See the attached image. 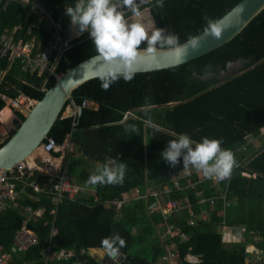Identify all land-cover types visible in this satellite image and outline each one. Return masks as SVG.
I'll use <instances>...</instances> for the list:
<instances>
[{
  "label": "trees",
  "instance_id": "obj_1",
  "mask_svg": "<svg viewBox=\"0 0 264 264\" xmlns=\"http://www.w3.org/2000/svg\"><path fill=\"white\" fill-rule=\"evenodd\" d=\"M39 1L54 12L56 20L66 15V7L75 3V0ZM240 1L163 0V7L158 8L156 0H152L150 4L141 5V10L151 9L157 27L178 34L182 44L190 35L204 32L206 17L221 18ZM35 22L36 15L28 6L17 1L0 4L1 32L13 33L21 26L15 39L26 42L34 39L37 49L34 52H37L48 44L52 32L43 25L34 26ZM70 25L69 17L64 22L66 31ZM95 55V46L87 32L72 41L70 49L57 61L56 72L65 74ZM238 61L242 65L236 74L220 78L230 63ZM1 72H5V76L0 81V113L6 108L2 95L14 100L19 97L40 100L56 82L52 76L25 73L20 60L12 62L9 56L3 57L0 53ZM100 85L98 78L87 81L74 89L66 102V105L71 101L82 104L91 100L99 105L98 109L86 108L77 125H74L73 117L63 118L61 114L49 134L60 145L69 138L71 145L79 150L80 155L64 158L68 166L62 170L73 174L81 167L76 178L79 185L84 183L80 185L82 190L76 200L66 198L57 209L58 235L53 239L51 251L76 253L59 264L85 261L103 264L92 250L104 249L102 239L114 233L126 242L120 250L123 257L120 264H160L159 259L167 255L163 235L169 224L188 237V241H177L179 264H190L184 258L188 253L200 256L198 264H264V10L230 43L191 62L138 72L130 82L121 78L107 91ZM146 100L152 106L153 121L162 129L155 135L153 129L146 128L143 123L146 117L141 106ZM129 113L131 116L127 117ZM15 115L18 126L25 117L19 111H15ZM129 124L137 125L139 135L126 130ZM13 132L14 129L3 143ZM180 133L188 134L196 142L204 137L222 139V147L232 150L239 164L228 183L207 179L194 187H185L188 178L195 181L200 175L186 174L182 158L173 168L161 156L169 140ZM250 137L256 147L246 145ZM54 156H61V152H55ZM113 159L127 164L124 182L86 186L96 167L111 164ZM243 172L251 177L242 176ZM174 173H179L183 189L174 185ZM30 178L51 176L36 170ZM166 183H171L174 191L163 197L164 207L168 202L176 201L183 208L180 216L173 215L168 221L162 213L149 210L152 199L128 202L120 214L108 205L135 187L144 193L148 187L162 188ZM22 186V183L18 184L19 189ZM46 188L44 194L25 188L21 195L22 204L43 208L45 214L29 224L39 236L40 244L17 256V264H43L54 218L50 214L54 208L50 181ZM225 189L229 207H224L221 198ZM211 198L215 200L213 205L209 202ZM24 220V215L16 210L0 214V246L4 251L12 252L15 235ZM223 223L244 228L242 240L230 242L227 247L219 230ZM83 250L89 255L82 256Z\"/></svg>",
  "mask_w": 264,
  "mask_h": 264
},
{
  "label": "built area",
  "instance_id": "obj_2",
  "mask_svg": "<svg viewBox=\"0 0 264 264\" xmlns=\"http://www.w3.org/2000/svg\"><path fill=\"white\" fill-rule=\"evenodd\" d=\"M12 1H17L25 6H28L30 10L37 16L34 26L43 25L48 32H52V37L46 46H44L41 50L34 52V40L29 42H25L24 39L16 40L14 34L9 32L3 33L0 29L1 55L3 57L9 56L12 62L20 60L22 70L25 73L48 75L50 77H54L57 80L62 76V74L56 72V61H58L61 56L70 49L71 43L74 39L83 37L87 32L83 33L82 35H77L75 29H73L71 25L68 31H66L63 21L55 20L53 11L47 9L39 0H0V4H4L6 2L11 3ZM64 16L66 20H69L67 15ZM18 30H21V26L16 29V31ZM20 98L21 97L14 100L2 95V99L6 104V108H9L10 111H13L14 113L15 111H19L24 115V110H29L32 107V104L25 105V102H21ZM92 103L93 102L91 100H85L82 104H76L73 101L69 103L72 114L70 116L74 118V125H77V121L83 116L84 110L88 107H91ZM24 105L27 107V109L23 108ZM251 143V141L247 142L246 145ZM69 147H71L72 150L69 138L64 142V144L60 145L54 138L48 136L42 144V150L44 154L51 158L49 160L52 163L59 160L57 165H61V163L64 161V158L62 155L60 156V159H57V157L54 156V153ZM36 170L43 172V169L39 166L35 159L33 163L25 161L24 163L17 165L13 172H5L0 170V214L8 210H16L25 217L22 228L15 235L14 248L12 252L4 251L3 246H0V264H17L15 260L17 256L28 253L30 250L40 244L39 236L29 227V224L33 221V219L42 218L45 214V210L43 208H34L30 205H24L20 201L22 200L21 195L25 188H29L31 191H33V193L37 194L46 193L47 181H50L53 189L51 202L54 205V208L50 214L54 216V218L51 223L48 247L43 254L42 263L59 264L61 262L68 261L69 259L73 258L74 255H76V253L71 250H62L59 253L53 252L51 251V245L53 239L58 235V228L55 225V216L57 214L59 205H61L63 200L66 198L71 201L76 200L77 196L81 193L82 187L72 183L68 178L67 173L62 170V168L59 170V172H46L51 176V178L31 179L30 177ZM193 170L191 174H197L200 175V177L195 181H193L191 178H188L185 187H194L198 183L207 180V178H204L201 176V174ZM242 176L251 177V175L246 172H243ZM252 176L255 177V175ZM229 180L230 179L216 181L218 183H228ZM172 181L177 189L184 188L180 184L179 173H174L172 175ZM19 183L23 184L21 189L18 188ZM226 189L221 198L224 200V207H229L226 199ZM173 191L174 188L172 187L171 183H166L162 188L148 187L145 189L144 193L139 187H135L126 191V193H124L121 198L114 200L108 205L112 207L118 214H120L128 202L152 199L151 203L149 204V210L152 213H162L165 217V220L168 221L173 215L180 216L183 212V208L180 207L179 203L176 201L168 202L166 207L163 205V197L173 193ZM66 194H68V196H66ZM209 202L211 205L215 204V200L212 198L209 200ZM205 218H207V216H205ZM190 223L195 225L194 221H191ZM222 228L228 229V232L225 230L221 231L225 241L227 240L228 242L234 243L240 242L242 240V238H239L238 236L242 231H244V228L238 229L229 225L227 226L225 223L221 225V229ZM163 239L167 247V255L160 258L159 263L179 264V258L177 256L178 242L182 243L184 241H188V237L183 234L180 229H177L169 224L165 230ZM98 250L93 249L92 253L97 257V253L103 252L104 254L102 257L98 256V258L102 260L103 264H120V258L122 257L121 255H119L118 258L113 261L107 256L105 250ZM87 254L89 255V252L86 250L81 252L82 256ZM184 258L190 264H198L201 261L200 256L192 253L186 254ZM72 264H88V262L85 261Z\"/></svg>",
  "mask_w": 264,
  "mask_h": 264
},
{
  "label": "clouds",
  "instance_id": "obj_3",
  "mask_svg": "<svg viewBox=\"0 0 264 264\" xmlns=\"http://www.w3.org/2000/svg\"><path fill=\"white\" fill-rule=\"evenodd\" d=\"M151 0H75V3L65 8V14L70 17V24L77 35L88 32L95 46L97 55L91 57L83 66L91 68L92 76L101 82V88L107 91L110 86L120 80L130 82L134 79L143 63L145 53H153L158 49H168L177 56L188 46L193 49L200 46V37L190 35L186 44L180 43L179 35L168 32L163 27H152L144 23L141 5L150 4ZM155 6L163 7V0H156ZM130 13V15L128 14ZM205 33L220 38L225 27L220 18H207ZM146 43V47L142 44ZM146 119V128L153 129V134L162 131L150 113L152 106L146 100L141 106ZM126 130L139 135L135 124L126 125ZM162 159L171 167H176L182 158L183 170L191 174L194 169L204 178L223 181L230 179L238 162L235 153L222 147V139L204 137L194 141L188 134H176L169 140L162 151ZM127 164L113 159L111 164L98 165L89 176L87 185H117L124 182ZM101 245L107 256L115 261L120 250L126 246L125 240L118 234L104 237Z\"/></svg>",
  "mask_w": 264,
  "mask_h": 264
},
{
  "label": "water",
  "instance_id": "obj_4",
  "mask_svg": "<svg viewBox=\"0 0 264 264\" xmlns=\"http://www.w3.org/2000/svg\"><path fill=\"white\" fill-rule=\"evenodd\" d=\"M263 10L264 0H241L220 18L225 25L220 38H215L205 31L198 34L200 46L195 49L188 46L186 51L180 54L179 63H177L176 54L168 49L145 53L144 61L139 66L138 72H152L177 67L208 54L234 40ZM148 11L154 27H157L151 9ZM89 60L90 58L68 69L56 80L54 85L46 90L40 100H35L32 107L24 112L25 120L14 128L10 138L0 146L1 171L13 172L17 165L29 161L28 158L42 146L61 114L65 118L63 113L67 107L66 102L72 97L73 90L85 82L95 79L92 76L91 68L82 67ZM241 65V61L230 63L228 76L236 74L233 69ZM93 105L94 109L99 108L97 103ZM130 116L129 113L127 117ZM86 153L88 154V152ZM122 259L123 257L120 258V261Z\"/></svg>",
  "mask_w": 264,
  "mask_h": 264
},
{
  "label": "rangeland",
  "instance_id": "obj_5",
  "mask_svg": "<svg viewBox=\"0 0 264 264\" xmlns=\"http://www.w3.org/2000/svg\"><path fill=\"white\" fill-rule=\"evenodd\" d=\"M148 13V9L146 8V9H144V11H143V15L145 14V13ZM144 18H149V16L147 15H145V17ZM144 23H145V21H144ZM148 24V23H147ZM150 25V24H149ZM151 26L152 27H154V25H153V22H151ZM241 68V66H239L238 68H236V69H233V71H234V73H237L238 71H239V69ZM22 99H23V97L22 98H20V100L22 101ZM26 99V98H25ZM26 102H25V105H28V104H31L30 102V100L29 99H26L25 100ZM35 102H33V104H34ZM32 104V105H33ZM25 105H24V107L23 108H25V109H27V107H25ZM70 110V105L68 104L67 105V107H66V109H65V111H64V115H66L67 114V112ZM25 112H27V110H24ZM69 112H71V111H69ZM67 116V115H66ZM14 120H16V116H15V114L14 113H12V118H10V120L8 121V122H6V123H3V122H1L0 121V143H3L4 142V140L6 139V137L9 135V133L16 127V123H15V121ZM6 130V131H5ZM5 132H7V133H5ZM263 137H264V134L262 135ZM72 146V150H71V147H69V148H67V149H63L62 150V154H63V158H65L66 156H70L71 154H73V155H80V152H79V150H77L76 149V147H74L73 145H71ZM43 156H46L45 154H43V153H40V154H36V157L34 158L35 159V161L39 164V166L43 169V173H46V172H48L49 170H47V169H49L48 168V166H49V162H47V161H45L44 160V158H43ZM57 167V169L55 170L56 172H59V170L61 169V168H63L64 169V167L66 168L67 166H68V163L66 164V163H64V161H63V163H61V165H56ZM82 168L81 167H78L77 168V171H78V173H79V171L81 170ZM76 171V172H77ZM193 171H195V170H193ZM76 172H74L73 174H68L67 173V175H68V178L70 179V181L72 182V183H74V184H77V185H79L78 184V179L76 178ZM84 184V183H83ZM83 184H80V185H83ZM79 185V186H80ZM220 230L222 231H227L228 232V229L227 228H220ZM243 232V231H242ZM242 232H241V234L238 236L239 238H242ZM229 244H231L230 242H228L227 240H226V246L228 247L229 246ZM258 254V253H257ZM97 256H99V257H102L103 256V254L102 253H97ZM259 256H261V255H259Z\"/></svg>",
  "mask_w": 264,
  "mask_h": 264
},
{
  "label": "crops",
  "instance_id": "obj_6",
  "mask_svg": "<svg viewBox=\"0 0 264 264\" xmlns=\"http://www.w3.org/2000/svg\"><path fill=\"white\" fill-rule=\"evenodd\" d=\"M149 9V8H148ZM144 11V10H143ZM142 11V12H143ZM54 13V12H53ZM145 15L147 16H149V18H144V21H145V23L147 24L148 22H152V20H151V16H150V14H149V11H148V13L146 12L145 14H144V17H145ZM63 16V17H62ZM61 17H59V18H57V20H62L63 21V24H64V22L65 21H67L66 20V18H65V16L64 15H62ZM36 18H37V16H36ZM55 20H56V18H55ZM20 27V26H19ZM19 27H17V28H19ZM16 28V29H17ZM70 28V27H69ZM15 33H16V30L13 32V33H11V34H14V36H15ZM34 40V39H33ZM25 41V40H24ZM32 41V40H31ZM35 41V40H34ZM26 42V41H25ZM35 46H36V44H35ZM35 48V47H34ZM34 50H37L36 48L34 49ZM56 63H57V61H56ZM1 75H0V81L4 78V76H5V72H1L0 73ZM22 98V97H21ZM23 99H25V97H23ZM22 99V100H23ZM26 99H29V98H26ZM25 99V100H26ZM31 101H34L35 102V100H32V99H30ZM94 102L91 104V107L92 108H94ZM6 109V108H5ZM4 109V110H5ZM7 109H9V108H7ZM10 110V109H9ZM69 111H71V108H70V110ZM67 112V117H71L70 115H72L71 114V112ZM11 112V115H10V117H8V119H6L4 122L3 121H1V122H3V123H6L10 118H12V113H14L13 111H10ZM15 114V113H14ZM66 115H63V116H65L66 117ZM16 116V115H15ZM15 121V120H14ZM6 131V130H5ZM5 133H7V132H5ZM10 134V133H9ZM9 136V135H8ZM7 136V137H8ZM7 137H6V139H7ZM262 138H264V137H262ZM5 139V140H6ZM4 140V141H5ZM252 143L251 144H249L250 146H252V145H254L253 143H255L254 142V140L253 139H251V137H250V139H249ZM249 141V142H250ZM255 147H256V145H254ZM59 152H61V156L63 155L62 154V151H59ZM46 155V154H45ZM43 158H44V160L45 161H47V162H49L50 164H49V166H48V168L49 169H47V170H49V171H51V172H53V171H55L57 168H56V165H57V163L59 162V160H57L56 162H54V163H52L49 159H51L48 155H46V156H43ZM53 158V157H52ZM61 157L59 156V157H57V159H60ZM207 216V215H206ZM204 218H205V216H203ZM98 250V249H97ZM104 250V249H103ZM98 252H99V250H98ZM102 254H104L103 252H101Z\"/></svg>",
  "mask_w": 264,
  "mask_h": 264
},
{
  "label": "bare ground",
  "instance_id": "obj_7",
  "mask_svg": "<svg viewBox=\"0 0 264 264\" xmlns=\"http://www.w3.org/2000/svg\"><path fill=\"white\" fill-rule=\"evenodd\" d=\"M21 102H26L25 101V99H23ZM33 102L34 101H31V104H33ZM27 103V102H26ZM28 111V110H27ZM10 115H11V112H10V110L9 109H5V110H3L1 113H0V121H5L6 119H8V117H10ZM40 153H43L44 154V152H43V150H42V146L41 147H39L38 149H36L35 151H34V153H32V155L28 158L29 159V162H31V163H33V161H34V158L36 157V154H40Z\"/></svg>",
  "mask_w": 264,
  "mask_h": 264
},
{
  "label": "flooded vegetation",
  "instance_id": "obj_8",
  "mask_svg": "<svg viewBox=\"0 0 264 264\" xmlns=\"http://www.w3.org/2000/svg\"><path fill=\"white\" fill-rule=\"evenodd\" d=\"M147 9H148V8H147ZM229 66H230V64L228 65L227 70L223 71V72L220 74V78L230 77V76H228V74H229Z\"/></svg>",
  "mask_w": 264,
  "mask_h": 264
}]
</instances>
